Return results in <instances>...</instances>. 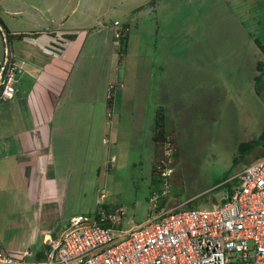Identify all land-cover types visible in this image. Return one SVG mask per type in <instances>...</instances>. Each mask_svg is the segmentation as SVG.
I'll use <instances>...</instances> for the list:
<instances>
[{"label":"crops","instance_id":"obj_1","mask_svg":"<svg viewBox=\"0 0 264 264\" xmlns=\"http://www.w3.org/2000/svg\"><path fill=\"white\" fill-rule=\"evenodd\" d=\"M219 1L227 3V0ZM77 5L71 9L55 2L34 5L32 25L27 24L22 29L8 27L2 21L13 33L38 32L37 35L14 40L9 50L1 33L3 49L0 61L8 53L20 71L16 74L13 97L0 98V218L10 222L8 228H15L19 219L31 217L35 221L34 227L44 233L40 248L30 250L31 256L26 260L43 259L46 241L59 235L76 215L78 202L66 204L69 186H76V196L81 202L82 197L83 202L86 201L89 162L102 163L104 157L101 143L106 144L103 121L107 113L108 84L121 81L117 69L113 68V46L117 41L112 35V21L107 23L96 19L93 13L97 7L95 3L73 15ZM56 6H61V9ZM136 8L138 6L133 9ZM0 9H5L3 3H0ZM7 11L22 13V10L10 7ZM225 12L208 22V30L202 33V40L195 32L191 35L195 41L191 46L193 57L200 63L191 68V74L195 75L193 96L210 104H213L212 99H231L230 88L226 90V86L214 84L216 78L211 79L215 69H224L230 64L227 59L233 55L243 58V41L254 42L255 36L243 25V20ZM125 22L129 24V21ZM135 27L139 30L137 22ZM261 32L264 36V29ZM130 38L131 28L124 41L127 45ZM200 41H207V44L198 45ZM124 55L128 58L126 52ZM141 58L136 68L138 77H134L131 84L125 78L126 83L123 80V86L116 90L111 117L116 108L115 116L120 122L129 108L133 122L131 130L134 125L142 129L147 115L153 138L158 109L167 116V107L181 104V91L185 88L184 63L177 51L171 54L167 51L147 52ZM204 59L213 66L205 67ZM117 60H120L119 56ZM242 67L243 61L234 65L237 70ZM222 79L225 84L223 76ZM94 131L99 133L95 138ZM110 133V139L115 142L119 132L115 135L112 131ZM158 204L155 214L180 207L164 208L163 204L158 209ZM56 217L60 219L59 228L53 230L47 225L53 224L51 221ZM4 241L1 237V246L12 253L29 250L12 242L3 244Z\"/></svg>","mask_w":264,"mask_h":264},{"label":"rangeland","instance_id":"obj_2","mask_svg":"<svg viewBox=\"0 0 264 264\" xmlns=\"http://www.w3.org/2000/svg\"><path fill=\"white\" fill-rule=\"evenodd\" d=\"M147 1L0 0L5 6V9H0V19L8 27L16 29L26 28L27 24L31 26L32 6H43L48 2L66 5L69 9L78 3L76 14L73 15L86 10L90 3H95L97 7L93 13L96 14V19L107 23L114 20L129 21L131 38L128 45L123 42L120 49L118 45L113 46V68L117 69L121 80L118 83H123V80L126 83L125 78L128 84L133 83V78L138 77L136 68L139 60L142 61L141 57L147 52L157 54L167 51L171 54L177 51L183 57V98L180 105L167 107L169 114L165 116V131L171 145V174L164 180L156 174V165L165 154L163 143L155 142L150 136L148 116H144L142 129L139 125H134L130 130L133 124L130 109L127 108L118 122L115 108L113 118H107L106 114L104 116L106 131L103 137L108 143L102 144L100 141L104 150L103 161L89 162L86 170V201L83 202L82 197L81 202L76 196V186L68 187L66 204L78 202L75 207L76 215H91L100 207L96 204V197L101 189L105 191L104 203L107 206H124L125 216L113 225L116 230L113 234L117 230H127L152 219L156 212L153 204L156 202H150L149 196L152 190L164 188V183L167 194L158 200L164 202V208L180 205L182 209H198L218 204L226 190L235 183L232 180L233 174L256 161L258 149L245 154V150H240V145L243 143L244 147L264 129V75L258 83L254 82V76L258 73L256 63L263 56L254 42L243 41V58L231 56L227 59L230 64L224 69H215V76L212 75L211 79L216 78L214 84L220 83L226 86V90L230 88V100L212 99L213 104L197 100L192 90L195 75L191 74V68L200 64L193 57L191 46L195 41L191 39L192 33H197L202 40V33L208 30V22L226 11L243 20V25L256 37L264 39L261 34L264 29V0H227L226 4L219 0ZM134 6L138 8L133 9ZM9 7L12 10H22V13H10L7 11ZM56 7L61 9V6ZM136 22L139 30H136ZM1 33L0 25V56L3 49ZM206 42L200 41L198 45ZM125 52L128 58H125ZM122 58L125 60L121 61ZM242 61L243 67L235 69V63ZM203 62L205 67L213 66L207 59ZM220 71H223L222 75ZM107 109L106 105L105 112ZM98 124L96 123L97 126ZM110 131L114 135L119 132L115 142L110 139ZM97 135L99 133L94 131L93 137ZM112 156L114 159L109 162ZM225 182L227 183L224 184ZM59 221L56 217L51 221L54 223L47 226L57 230ZM34 222L31 217H24L19 219L15 228H8L10 222L0 218V238L5 240L3 244L12 242L21 249L29 248L32 251L33 248H40L44 233L34 227ZM30 261L31 259L27 260Z\"/></svg>","mask_w":264,"mask_h":264},{"label":"built area","instance_id":"obj_3","mask_svg":"<svg viewBox=\"0 0 264 264\" xmlns=\"http://www.w3.org/2000/svg\"><path fill=\"white\" fill-rule=\"evenodd\" d=\"M111 28L121 46L129 24L115 20ZM2 63L6 67L0 71V98L9 99L20 69L8 53ZM122 86L116 81L108 84L107 117L112 116L115 92ZM163 150L165 156L155 171L164 180L172 172L168 139ZM232 180L235 183L223 203L198 209L175 207L116 234L113 225L123 219L125 208L107 206L101 189L96 197L100 207L91 215L73 216L59 235L46 241L43 259L27 262L30 250L15 254L0 243V264H264V157L238 169ZM163 186L150 193L154 207L167 194L166 183Z\"/></svg>","mask_w":264,"mask_h":264},{"label":"trees","instance_id":"obj_4","mask_svg":"<svg viewBox=\"0 0 264 264\" xmlns=\"http://www.w3.org/2000/svg\"><path fill=\"white\" fill-rule=\"evenodd\" d=\"M0 25L2 26V34L4 37L5 42H7L8 50H9V45L17 39H21L24 36H32V35H37L38 32H33V33H26V32H17L13 33L7 30L5 27L4 23L0 19ZM68 37H72V35H68ZM127 36L124 37L122 43L126 40ZM255 44L261 51V54L263 56V59L258 61L256 63V70L257 74L254 76V82L255 84L258 83L261 79L262 76L264 75V41L259 39L258 37L254 36L253 37ZM3 59L0 61V71L2 70L3 72L5 71V65H3ZM168 137V134L165 131V115L161 109H158L157 115H156V120H155V131L153 135V140L159 144H162L166 138ZM245 147V148H244ZM243 147V143L240 145V150H245V154H249L250 152L254 151L255 149H258V152L255 154V159L258 160L262 157H264V129L260 132L257 138H254L253 140H250L245 146ZM243 156V154H242ZM225 182L224 184H226ZM228 194L231 193V187L226 190ZM225 192V193H226ZM225 201L224 198L220 201V203H223ZM163 201L159 202L158 204V209L163 205ZM192 208V207H189ZM180 209V207H179ZM178 210V208H177Z\"/></svg>","mask_w":264,"mask_h":264}]
</instances>
